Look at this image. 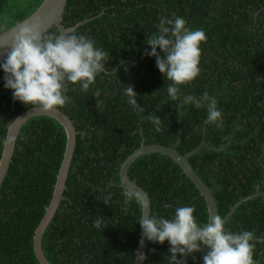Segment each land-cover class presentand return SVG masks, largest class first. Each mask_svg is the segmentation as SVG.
Wrapping results in <instances>:
<instances>
[{"label":"trees","instance_id":"1","mask_svg":"<svg viewBox=\"0 0 264 264\" xmlns=\"http://www.w3.org/2000/svg\"><path fill=\"white\" fill-rule=\"evenodd\" d=\"M44 0H0V28L5 31L32 15ZM172 14L202 28L201 74L182 86L185 94L207 91L218 101L224 127L202 128L204 109L178 108L167 98V81L146 57V39L159 20ZM95 40L109 53L108 68L87 92L70 85L71 103L63 109L78 130L65 199L47 229L43 247L53 264H134L141 240L133 204L122 211L120 192L110 181L121 178L123 162L146 139L147 144L177 147L182 154L196 149L207 137L209 146L190 162L213 189L219 215L249 196L226 222L233 232L251 230L264 237V0H68L63 24ZM61 33L53 27L47 34ZM0 70V158L12 121L31 108L14 101L4 88ZM131 85L145 115L161 121L157 132L141 121L122 98ZM160 90V91H159ZM159 91V92H158ZM97 92L99 95L97 96ZM183 115L179 117V113ZM65 127L54 117L31 118L21 129L9 173L0 188V264H40L34 237L50 205L67 148ZM130 178L151 198L152 214L165 217L173 209L165 203L194 205L203 223L209 218L205 197L182 167L169 155L154 152L139 157L129 168ZM106 197H111L108 204ZM103 217L101 229L93 226ZM202 253L188 264H203ZM169 244L149 242L144 264H166ZM254 260L264 264V244L258 243Z\"/></svg>","mask_w":264,"mask_h":264},{"label":"clouds","instance_id":"2","mask_svg":"<svg viewBox=\"0 0 264 264\" xmlns=\"http://www.w3.org/2000/svg\"><path fill=\"white\" fill-rule=\"evenodd\" d=\"M11 33V39L0 41V49L11 45V51L0 60L3 86L12 91L14 101L26 106L44 112L64 108L71 103L67 95L70 85L87 92L101 74L104 77L114 75L107 67L109 53L85 34L70 30L45 34L38 24L23 25ZM5 34L8 33L0 28V35ZM206 42L207 35L202 28L192 29L185 18L172 14L160 18L156 31L145 41L150 50L146 47L144 55L155 58L158 70L167 81L166 94L170 101L177 102L178 108L204 109L206 117L202 128L214 125L223 129V114L217 99L207 91L199 96L185 94L182 88L200 76L202 44ZM121 93L141 121L150 122L157 132L161 130L162 119L156 114L145 115L146 109L138 103L133 86L123 85ZM178 113L179 119L183 113ZM110 184L120 192L122 211L127 213L133 204L143 209L137 220L142 229L140 248L145 246V241L169 244L166 264H188V258L195 259L204 246L209 251L203 256V264H257L254 250L258 243L264 244V237H257L253 231L233 232L226 228V220L220 215H210L201 223L194 215V205L165 203V209H173L169 216L152 214L148 211V201L124 180L110 181ZM110 198L106 197L104 203L108 204ZM104 225L102 216L93 221L96 229Z\"/></svg>","mask_w":264,"mask_h":264},{"label":"water","instance_id":"3","mask_svg":"<svg viewBox=\"0 0 264 264\" xmlns=\"http://www.w3.org/2000/svg\"><path fill=\"white\" fill-rule=\"evenodd\" d=\"M68 5V0H44L40 7L28 18L17 23L14 27L10 28L6 31L5 35H0V41H7L11 39L12 33L20 26L26 24H38L41 30L47 34L53 27H57L60 32L66 31H75L82 24L78 23L73 27H66L63 24L64 14ZM11 51V45L7 48L0 49V60H3L7 54ZM41 115H47L56 118L66 129L68 140H67V148L64 155V159L60 168V172L58 174V179L55 186V191L53 195V199L50 205L47 207V211L38 226L35 237H34V249L39 260L40 264H53L47 257L44 247H43V239L44 235L52 223L62 200L65 199V190L67 188V181L69 178L70 170L72 167L73 158L75 155L76 147H77V136L78 130L74 124L73 119L63 110L57 109L52 112H44L42 109H34L29 108L26 111L19 114L10 124L8 129V134L6 138V143L3 151V155L0 158V188L3 186V183L9 173V169L11 163L13 161V156L16 150L18 137L21 133V129L31 118ZM209 146L207 142V137H204L202 143L193 151L182 154L177 147L166 146L162 144H147L146 139L143 138L141 146L136 149L122 164L121 166V178L125 181L126 185L136 190L138 194L142 196L143 199L148 201L149 203V212L152 211L151 208V198L147 191L142 188L140 185L136 184L129 176V168L130 166L141 156L159 152L172 157L183 169L184 173H186L190 179L195 183L197 188L200 190L201 194L205 197L208 205L209 216L213 217L219 215V207L216 200V197L213 193V189L206 183L203 177L196 171L194 166L190 162V157L196 153H198L203 147ZM262 192L259 191L257 194L253 196H249L243 200H240L228 213L225 217L226 222L230 219V217L235 213L237 208L243 204L245 201L251 200L254 197L260 195ZM140 236L142 237V231ZM149 242L145 241V246L138 250V254L134 264H144L146 261L145 258L147 255ZM209 249L207 246L203 247V251L200 257V260L203 262V256L207 255Z\"/></svg>","mask_w":264,"mask_h":264}]
</instances>
